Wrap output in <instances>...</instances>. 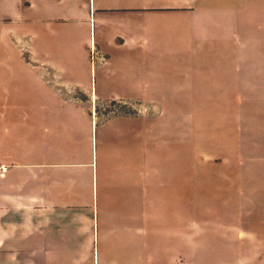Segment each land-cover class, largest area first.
<instances>
[{
  "label": "rangeland",
  "instance_id": "obj_1",
  "mask_svg": "<svg viewBox=\"0 0 264 264\" xmlns=\"http://www.w3.org/2000/svg\"><path fill=\"white\" fill-rule=\"evenodd\" d=\"M175 1L0 0V152L89 155L94 205L82 253L51 225L0 264H264V0L114 14Z\"/></svg>",
  "mask_w": 264,
  "mask_h": 264
},
{
  "label": "crops",
  "instance_id": "obj_2",
  "mask_svg": "<svg viewBox=\"0 0 264 264\" xmlns=\"http://www.w3.org/2000/svg\"><path fill=\"white\" fill-rule=\"evenodd\" d=\"M21 1L23 6L28 9L34 5V0ZM178 2L177 0L169 5L170 7L164 8H157L153 5L142 8L137 6L115 8L114 11L116 12L114 14L127 16L144 13H195V11L179 9L180 2ZM77 14L80 13L77 12ZM81 22L86 23L88 26V22L84 18ZM113 40L115 45H124L130 43L133 39L109 36V41ZM105 56L109 59L108 54ZM183 58L184 63L189 62V59L185 60V56ZM226 58L222 57V60ZM244 59L251 62H254L255 59L258 60V58L248 57ZM258 61L264 62V59ZM53 88L56 95L63 99V106L67 111L82 119L83 117L87 120L90 118L93 121L87 107L74 105L64 100V97L94 96L92 92L86 90L85 93V90L79 89H60L57 86H53ZM235 95L236 93L228 94L230 97ZM26 112L31 115L33 110L27 109ZM31 123L29 122L28 125L30 129H32ZM71 133L73 138L70 143L78 145L80 140L76 141L75 134ZM70 143L68 142L67 145H70ZM33 156L30 154L21 155L17 152H0V165L9 168L5 176H0V252L18 253L23 250L35 249L36 242L34 240H45L48 233H51L49 226L54 225L53 233L56 238H63L66 229L71 227L75 233L73 241L77 242V247L71 244L60 245L57 250L63 252H78L81 250L80 253H82L84 226L87 227L88 231L89 225L93 221L94 212V205H92L93 183L88 179L90 174L87 161L89 155L57 152L53 155L37 154L36 158ZM51 157L69 164H65L67 166L62 164L52 165L48 162ZM51 210L52 214L48 215ZM83 210L89 212H84V215H82ZM7 225L10 227L8 231L4 227ZM239 237L235 236L234 239H241ZM9 241L13 244L9 243L7 245L6 242ZM13 245L16 249L12 247Z\"/></svg>",
  "mask_w": 264,
  "mask_h": 264
},
{
  "label": "built area",
  "instance_id": "obj_3",
  "mask_svg": "<svg viewBox=\"0 0 264 264\" xmlns=\"http://www.w3.org/2000/svg\"><path fill=\"white\" fill-rule=\"evenodd\" d=\"M8 167L0 166V176H5L8 172Z\"/></svg>",
  "mask_w": 264,
  "mask_h": 264
}]
</instances>
